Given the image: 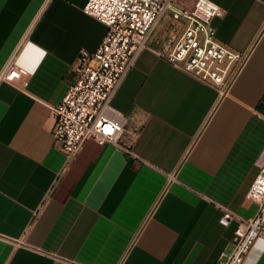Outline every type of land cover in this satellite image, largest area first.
I'll use <instances>...</instances> for the list:
<instances>
[{
	"label": "crops",
	"instance_id": "0c3cea01",
	"mask_svg": "<svg viewBox=\"0 0 264 264\" xmlns=\"http://www.w3.org/2000/svg\"><path fill=\"white\" fill-rule=\"evenodd\" d=\"M85 1L0 0V71L11 56L27 69L25 86L0 81V264H213L237 225L222 209H257L264 0H213L216 36L246 53L226 92L170 63L153 30L110 100L124 147L91 138L69 157L50 107L106 31ZM242 264H264V239Z\"/></svg>",
	"mask_w": 264,
	"mask_h": 264
},
{
	"label": "built area",
	"instance_id": "2783aa9c",
	"mask_svg": "<svg viewBox=\"0 0 264 264\" xmlns=\"http://www.w3.org/2000/svg\"><path fill=\"white\" fill-rule=\"evenodd\" d=\"M82 9L105 24L106 31L96 48L78 50L65 93L50 107L54 140L69 157L91 138L124 147L120 138L125 117L110 100L164 14L171 20L165 58L213 82L221 93L246 60V53L216 36L213 18L223 15L224 9L213 0H86ZM26 74L11 56L0 71V81L25 86ZM255 164L257 172L246 197L257 203L256 212L243 218L222 209L220 220L236 219L237 225L231 250L213 264H242L254 243L264 239V147Z\"/></svg>",
	"mask_w": 264,
	"mask_h": 264
},
{
	"label": "rangeland",
	"instance_id": "374dc122",
	"mask_svg": "<svg viewBox=\"0 0 264 264\" xmlns=\"http://www.w3.org/2000/svg\"><path fill=\"white\" fill-rule=\"evenodd\" d=\"M170 22L171 20L168 19L166 14H164L158 21V24L156 25V27L154 28V34L156 35L166 34V36H168L170 26H171Z\"/></svg>",
	"mask_w": 264,
	"mask_h": 264
}]
</instances>
